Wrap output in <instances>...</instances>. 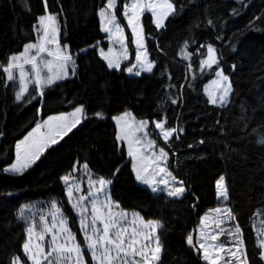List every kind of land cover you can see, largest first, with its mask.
<instances>
[{
    "label": "trees",
    "instance_id": "16d2710c",
    "mask_svg": "<svg viewBox=\"0 0 264 264\" xmlns=\"http://www.w3.org/2000/svg\"><path fill=\"white\" fill-rule=\"evenodd\" d=\"M106 1L0 0V264H12L15 257L29 264L22 250L25 223L17 212L37 199L59 202L83 246L62 181L78 175L83 164L94 177L111 179L109 194L121 208L162 225L157 264H209L202 258L197 227L220 203L216 181L223 176L225 203L241 230L248 264H264L252 225L256 210H264V0H169L173 9L162 28L145 11L141 29L154 65L139 76L124 70L135 57L122 16L127 0H118L116 14L126 30L128 60L119 69L109 68L98 53V45L107 46L98 14ZM46 12L59 22L60 43L72 55L75 74L72 69L40 88L31 81L17 100V75L8 80L4 69L12 54L37 40V23ZM209 45L217 63L206 70L202 61ZM218 67L232 89L224 105L210 102L204 91ZM79 105L84 110L80 122L39 159L21 173L4 169L14 160L16 142L39 119ZM127 110L149 121V135L168 153V169L183 182L181 196L153 192L136 180L114 122ZM155 120L175 128L167 142Z\"/></svg>",
    "mask_w": 264,
    "mask_h": 264
},
{
    "label": "rangeland",
    "instance_id": "374dc122",
    "mask_svg": "<svg viewBox=\"0 0 264 264\" xmlns=\"http://www.w3.org/2000/svg\"><path fill=\"white\" fill-rule=\"evenodd\" d=\"M117 2L118 0H115V7L114 8H109L108 7V0L105 3V6L99 9L98 14H99V21H100V29L101 31L105 34V40L107 43V46L104 48L101 45H98V53L100 56L105 60L107 65L109 64V61H111L114 65L119 64V68L121 67V64L126 62L129 58V46H128V41H127V34L126 30L123 26V23L119 19V17L116 14V7H117ZM134 2V0H127V2L124 4V8L122 10V16L124 19V22L132 34V44L134 45L135 48V57L134 60L127 64L124 67V70L126 71L127 74L130 75H135L136 71L143 72L145 70H142L140 67L141 63H144L145 65L147 63H152L154 65L153 61H151L147 55V52L145 50V43H144V35L141 29V16L145 11H150L152 16H153V21L155 25L157 26V23L160 22L162 26L158 28H162L164 26V20L167 17V15L172 11L173 7L169 9L167 7V3H171L169 0H139L140 3H143L145 5L148 4H155L157 5L156 7H153L151 10H148L147 7L142 11L139 7L136 9H132L130 5ZM129 6V7H125ZM102 10L105 12V16H101ZM128 12V16L124 15V12ZM44 17L45 19L41 21V18ZM48 17H52L54 19H48ZM115 20V24L119 25V28L115 27V24L113 23H108L110 20ZM129 17H131L132 23H129ZM107 27L110 29V31L106 32L103 29ZM53 28L55 31H53ZM133 28H135V33L133 32ZM45 29L48 30V38L47 39H52V43H47L46 39H43L44 37V31ZM37 34L38 38L35 42L28 43L29 44H36L38 47L40 44H43L45 48H47L49 51L52 52H57V51H62L65 52L66 54L72 55L69 53L67 47L63 44L60 43V25L58 20L53 16L50 15L48 12H46L44 15H42L37 23ZM134 41H140L143 44V48H139L138 44L135 43ZM25 49V48H24ZM21 53H24V50L22 52L12 54L10 56L9 63L12 60V57L14 56H21ZM37 49H32L30 53H26L24 56H21V59L19 61L14 62L16 65L20 66H14L11 71L12 74H16L17 78L19 80V93L21 91L22 87H28L29 83L31 81H34L38 78L36 73H39V78L43 80V78H46L48 75L60 72V71H66L67 75L70 73V71L73 69V64L72 63H67L65 69L61 70L58 67L59 62L56 60L55 57L53 56H48L46 52L41 53L36 60L37 68L34 70L33 65L31 63H25V59H29L31 56H36ZM137 56L140 57V61H137ZM208 56V53H207ZM107 57V59H105ZM73 60V59H72ZM51 62V68H52V73L49 72V67L48 63ZM136 65V67L133 69V72L129 73L127 71L128 68L132 67L133 65ZM214 65V64H213ZM212 65V67H213ZM206 70H210L211 68H208L207 66L204 65ZM115 69H119L116 67H112ZM153 68V67H152ZM222 71L220 67H218L215 72L213 77L208 80L205 85H204V91L205 94L207 95L208 99L215 97L217 99V102L214 103L216 105H224L228 102L229 97L231 95V91L226 97V100L224 102H221L219 100V96L222 95V86L226 83H230V80L228 78L227 82H224L221 80V77L217 76V72ZM223 72V71H222ZM7 73V72H6ZM223 75H226L223 72ZM8 76V73H7ZM227 76V75H226ZM64 77V78H65ZM228 77V76H227ZM23 81V82H22ZM56 81V80H55ZM214 81H220V86L218 87L215 85L213 82ZM46 83H42L40 85L36 84L38 88H40L42 85ZM231 84V83H230ZM232 90V89H231ZM26 92V91H25ZM24 92V93H25ZM23 93V94H24ZM211 102V101H210ZM81 107L76 106L75 108L66 111V112H58L54 114H50L45 118L39 119V121L35 124V126L30 129L21 139H19L16 144H15V156L14 160L11 164L6 166L4 169L7 170L11 167L13 163H16L17 161V148L16 145L20 143V141L24 140L26 136L30 132H33V130L36 128L37 124L41 125V128L39 129L38 132H35L32 137L29 138L27 144L24 146L26 149V153H22V155H26L28 160H31L34 156V153L40 148L44 147V149L53 144L51 143V140L53 138L58 141L65 133L67 128L72 124V122L76 119H81L82 114H77V116H72L71 114L75 112V110ZM125 113H130V117H126L124 120H120L119 122L117 121V117L123 116ZM49 117H64V119L61 120H49ZM141 121H147V127L144 129L143 132H137L135 133V136H132L130 133L132 132L133 129L139 124ZM47 122V123H45ZM114 122L117 126V137L124 135L125 133H129L128 139L133 140L132 144V150L136 151L139 149L140 152H143L144 155L151 157L152 153H156L157 155L159 154V149L161 147L156 146L155 148H148L147 147V142L149 140L154 141V139L149 135L148 133V127H149V121L146 119H138L136 118L130 111H124L120 113L119 115L114 117ZM155 122L159 121H153V124L155 125ZM165 129H175V128H167L164 126ZM157 133L163 138V133L161 129L156 128ZM68 132V131H67ZM145 133L147 135L145 136ZM136 137H142V143L141 144H136L134 142ZM128 139H122L118 140L119 143H121L125 150H126V155L131 161V167L134 173V176L136 178V171L133 169V164L135 163L137 166V169L141 167V162L140 160H133L131 156H129V143ZM169 140V139H168ZM167 140V141H168ZM165 141V140H164ZM165 151V150H164ZM166 152V151H165ZM167 153V152H166ZM167 162H168V153L167 157L164 158L161 161H158L157 163L159 164V167H156V165L152 164L151 159L144 161V164L148 166V172H142L143 175H146L149 177L150 180H153L155 182H159L161 179H164L167 181V184L164 183H153V187H158V191L156 192H164L165 194L168 195L170 191H174L177 188H181L184 186L181 184L180 180L176 178L173 173L170 172V170L167 167ZM32 164V163H31ZM84 165L81 167V171L78 175H72L70 174L69 176L71 179L69 180V183L66 184L63 181L64 187H65V193L67 196V199L71 205V208L75 214L76 220L78 227L80 229V233L82 236V240L84 242L83 246H80L81 249V255L79 257L80 264H88L87 262V257L88 255L90 261L92 264H97V261L93 259V256L87 246V242L85 241V235H84V229L82 227V217L79 214V209H74L73 204L76 203L75 197H79L81 195H85L88 191L93 190L91 187V183L93 181L98 180L99 178L94 177L88 169L86 170L84 168ZM163 168L165 171L161 172L160 169ZM152 173H157V174H152ZM167 173H171V176L167 175ZM172 177H175V180L172 179ZM220 178V177H219ZM217 179V181L219 180ZM137 180V179H136ZM138 181V180H137ZM217 181H216V196L217 199L220 201V203L213 207L212 209L208 210L200 220V223L197 227V242L198 244L200 242H203L205 245V248L207 249V252L209 254L210 259L206 260L204 258L205 254V249L201 248L202 252V258L209 264H226V262H230V264H248L247 257L242 256V253L246 254L245 251V246L244 243L240 244L239 240H242L241 236V230L240 234H237L236 228L237 225L234 222V218L232 213L230 212L229 206L225 203L227 199H224L223 197L218 196V189H217ZM140 184L146 186L151 190V187L148 185L143 184L142 182L138 181ZM72 187L73 190V199L70 200L68 196V190L69 187ZM81 189V191L77 192L76 188ZM109 193V186L107 189ZM152 191V190H151ZM185 191V189H184ZM182 192V194L184 193ZM181 194V195H182ZM179 195V196H181ZM179 196H171V197H179ZM89 199H94V197H90ZM99 201H103L107 203L105 200V197L103 194H100L98 197ZM111 200L114 201L111 197ZM115 202V201H114ZM56 204L57 208L60 209L62 212L63 216L66 217L61 205L59 202L54 199V198H45V199H37L34 201H31L29 203H25L20 206L18 209V216L20 219H22L25 223V231H26V239L25 242L22 246L23 253L25 254L29 264H34V261L32 259H29V256L32 253H40V249L43 248V251L46 253L49 251V246L52 245V235L53 233H48L46 229H44L43 225L47 223L49 226L53 223V216L52 213L55 212V209L52 207L53 204ZM88 201H85V204H87ZM90 207V205H89ZM215 209H220L221 211L216 212L214 211ZM113 212L119 213L123 212L127 214L128 221H135V226L139 230L138 234V239L148 245V248L145 249V252H155V249L157 247V244L155 242V237L157 236V230L155 232L152 231V227H144V225L149 222V221H156V220H145L143 219L140 214L136 211L133 210H125L119 206V208H113ZM230 213V215H229ZM133 214H136L135 216ZM88 219L90 221L91 215L90 213L87 214ZM59 217H57L58 219ZM203 220V223H202ZM252 225L255 230V234L257 237L258 245H261V241H264V210H256L253 218H252ZM99 226V225H98ZM65 226L57 224V228H63ZM66 227L70 229L69 222L67 219V224ZM33 229L31 234H29V229ZM240 229V228H239ZM128 230L129 232L132 231L131 225H128ZM222 230V233H221ZM71 231V229H70ZM55 234L57 235V241L56 245L52 246H58L61 244L63 241L68 239V236L66 233L63 231L57 232L56 229L53 230ZM71 233L75 236V234L71 231ZM205 234H218L217 238L215 240H212L210 238V235H205ZM43 235L45 238L43 241L40 240V236ZM239 236V239H238ZM146 237H151L152 239H146ZM243 241V240H242ZM25 243L29 244V252L26 253L24 249ZM75 244H78L76 237H75ZM222 245V250H219L215 246ZM69 246H73L72 242H69ZM160 246V251L158 255L160 256L161 253V245ZM239 247V251L237 248ZM261 248V256L262 253H264V248ZM86 250V254H85ZM235 252L236 255L232 256L230 253ZM16 258H13L12 264H17ZM40 258V255L37 256V259ZM50 259L56 260L60 259L58 255H54ZM73 260H76V254L73 253ZM264 259V257H263ZM157 260L152 259L151 256L148 258L147 264H157ZM18 264H22L21 261L19 260ZM41 264H47L46 261H41ZM60 264H64V261L61 259ZM71 264V262H69Z\"/></svg>",
    "mask_w": 264,
    "mask_h": 264
},
{
    "label": "snow or ice",
    "instance_id": "6c2138e0",
    "mask_svg": "<svg viewBox=\"0 0 264 264\" xmlns=\"http://www.w3.org/2000/svg\"><path fill=\"white\" fill-rule=\"evenodd\" d=\"M157 5L155 4H148L145 5L143 3H140L139 0H134V2L130 5L132 9L140 8L142 11L147 7L148 10H151L153 7H156ZM108 7L109 8H114L115 7V0H108ZM126 8L129 6H125ZM167 7L171 9L173 5L171 3H167ZM125 16H128V12H124ZM101 16H105V12L102 10ZM45 18L42 17L41 21H43ZM48 19H54L52 17H48ZM108 23H113L115 24V20L113 17V20L108 21ZM129 23H132L131 17H129ZM162 26L160 22L157 23V27ZM116 28H119L118 24H115ZM104 31L108 32L110 31L109 28L105 27L103 29ZM53 31L55 29L53 28ZM133 32L135 33V28H133ZM48 30L45 29L44 31V37L43 39L47 40V43H52V39H47L48 38ZM135 43L138 44L139 48H143V44L140 41H134ZM32 49H37L36 56H31L29 59H25V63H31L33 65V69L35 70L37 68L36 60L37 57L41 54L46 52L48 56H53L56 58V60L59 62L58 67L63 70L66 67L67 63H72L73 64V74L74 72V65L75 62L72 60V57L65 52L62 51H57V52H52L49 51L47 48L44 47L43 44H40L39 47L36 44H29L25 46L24 53H21V56H24L26 53H30ZM208 56L207 58L202 61V64L207 66L208 68H211L213 64L217 63V60L215 58V49L212 48V46H208L207 49ZM21 56H14L12 57L11 62L8 64V66L4 69L5 72L8 73L7 79L8 80H13L15 77L12 74L11 69L14 66H20L16 65L14 62L19 61L21 59ZM107 59V57H105ZM137 61H140V57L137 56ZM109 68L116 67L119 68V64H113L111 61H109L108 64ZM49 67V72L52 73V68H51V62L48 63ZM136 67L134 64L132 67L128 68L127 71L129 73L133 72V69ZM140 67L142 70L145 71H151L152 70V63H147L146 65L144 63L140 64ZM141 73L140 71H136L135 75L139 76ZM37 79L35 80V83L40 85L42 83H46L48 85L52 84L55 80L63 79L66 75V71H60L56 72L53 74L48 75L46 78H39V73H36ZM217 76L221 77V80L224 82L228 81V77L226 75H223L222 71L217 72ZM23 82V81H22ZM215 85L218 87L220 86V81H214L213 82ZM27 91L26 87H22L21 91L17 93L16 99L20 100L23 96V93ZM231 91V84L226 83L222 86V95L219 96V100L221 102H224L226 100L227 95ZM41 94H43L41 92ZM210 101L212 103H216L217 99L215 97L210 98ZM175 103V101H173ZM83 107H78L74 113H72V116H77V114H83ZM97 116H101V113H97ZM130 113H125L121 117H117V121L119 122L120 120H124L126 117H130ZM64 119V117H49V120H61ZM80 122L79 119H76L72 122V124L67 128L65 131V135L67 134V131H71L72 127H75L76 124ZM47 123V122H45ZM148 122L147 121H141L139 124L135 127V129L132 130L130 133L132 136H135V133L137 132H143L144 129L147 127ZM155 127L158 129H161L163 133V138L165 142L173 135V133L176 131L175 129H165L164 128V122L159 121L155 122ZM41 128L40 124H37L36 128L33 130V132H30L28 136L24 138V140L20 141L16 145L17 148V161L16 163H13L9 169L6 171L13 172V173H21L23 170H25L27 167L31 165V163H34L36 159H39V155L43 152L44 147H40L35 153L34 156L31 160H28L26 155H22V153H26L25 145L27 144L28 140L30 137L33 136L35 132H38L39 129ZM147 133H145V136ZM129 133H125L124 135L118 136V140L122 139H128ZM142 137H136L134 142L136 144H141L142 143ZM56 139L53 138L51 140V143H56ZM129 143V156L133 158V160H140L141 162V167L137 169L136 164H133V169L136 171V179L140 182H142L145 185H148L151 187V190L153 192L158 191V187H153V183H164L167 184V181L164 179H161L159 182H155L153 180H150L148 176L143 175L142 172H148V166L144 164V161L150 160L152 164L156 165V167H159V164L157 163L158 161L163 160L164 158L167 157V153L164 151L163 148L159 149V154L157 155L156 153H152V156H146L144 155L143 152H140L139 149L136 151L132 150V144L133 140L128 139ZM203 143V141H201ZM261 143H264V140L261 141ZM147 147L148 148H155V142L149 140L147 142ZM84 168L87 170L88 166L87 164L84 165ZM75 170V169H74ZM117 172L119 169L116 170ZM161 172L165 171V169L161 168ZM115 174V173H114ZM157 174V173H152ZM167 175L171 176V173H167ZM64 182L66 184L69 183V180L71 177L69 175H66L62 177ZM173 180H175V177H172ZM112 183L111 179H105L103 177L99 178L96 181H93L91 183V187L93 190L88 191L85 195H81L79 197H75L76 203L73 204L74 209H79V214L82 217V227L84 229V235H85V241L87 242V246L93 256V259L97 261V264H147L149 256L152 257L154 260H159V251H160V246H159V237H155V242L157 244V247L155 249V252H145V249L148 248L147 244L142 243L137 237L139 234V230L135 226V221H128L127 214L123 212H113V208H119V205L117 202H114L111 200V196L108 193L107 189L108 186ZM183 184V182H180ZM217 189H218V196L223 197L224 199L228 198V193H227V188L224 183V177L221 176L219 180L217 181ZM76 191L79 192L81 189L78 187L76 188ZM184 191L183 187L177 188L174 191H170L168 193L169 196H179L182 194ZM100 194H103L105 197V200L107 203L103 201H99L98 197ZM68 196L69 199L72 200L73 197V190L72 187H69L68 190ZM90 197H94V199H89ZM85 201H88L87 204H85ZM90 205V207H89ZM52 207L55 209V212L52 213L53 216V223L51 226H49L47 223L43 225L44 229L48 233H53L52 235V245H56L57 241V235L55 232H53L54 229H56L57 232L63 231L64 233L67 234L68 239L63 241L61 244L58 246H49V251L44 252L43 248L40 249V253H32L29 256V259H32L34 261V264H41V261H46L47 264H60V260L62 259L64 261V264H80L79 257L81 255V249L79 244H75V236L71 233L70 229L66 227L67 224V219L66 217L63 216L62 212L60 211L59 208H57L56 204L54 203ZM214 211L219 212L221 211L220 209H215ZM91 215V219L89 221L88 215ZM134 216L136 214H133ZM230 215V213H229ZM57 217H59L57 219ZM203 223V220H202ZM57 224L63 225L65 227L63 228H57ZM99 225V226H98ZM128 225H131L132 231L129 232L128 230ZM152 227V231L155 232L159 227H162L160 225L159 221H149L147 222L144 227ZM29 234L33 231V229H29ZM237 234H240V229L239 226L236 228ZM222 233V230H221ZM205 235H210V238L212 240H215L217 238L218 234H205ZM44 236H40V240H44ZM146 239L151 240V237H146ZM239 239V236H238ZM72 242L73 246H69V242ZM187 242L192 245L193 244V237L191 235L188 236ZM239 243L242 244L243 241L239 240ZM262 248H264V241H261ZM200 248L205 249V254L204 258L206 260L210 259L209 254L207 252V249L205 248V245L203 242L199 243ZM219 250H222V245L215 246ZM25 252H29V244L25 243L24 245ZM239 251V247L237 248ZM73 253L76 254L77 259L73 260ZM232 256H235V252L230 253ZM40 255V258L37 259V256ZM54 255H58L60 259H50ZM242 256H245L246 254L242 253ZM262 257H264V253H262ZM16 262L18 264L19 262V257L16 258ZM226 264H230V262H226Z\"/></svg>",
    "mask_w": 264,
    "mask_h": 264
},
{
    "label": "water",
    "instance_id": "95a60500",
    "mask_svg": "<svg viewBox=\"0 0 264 264\" xmlns=\"http://www.w3.org/2000/svg\"><path fill=\"white\" fill-rule=\"evenodd\" d=\"M215 58H217L216 55H215Z\"/></svg>",
    "mask_w": 264,
    "mask_h": 264
},
{
    "label": "bare ground",
    "instance_id": "6f19581e",
    "mask_svg": "<svg viewBox=\"0 0 264 264\" xmlns=\"http://www.w3.org/2000/svg\"><path fill=\"white\" fill-rule=\"evenodd\" d=\"M206 16V15H205ZM223 22V21H222Z\"/></svg>",
    "mask_w": 264,
    "mask_h": 264
}]
</instances>
